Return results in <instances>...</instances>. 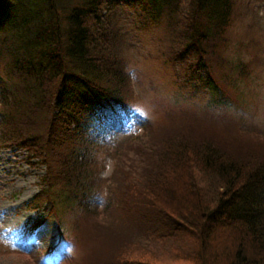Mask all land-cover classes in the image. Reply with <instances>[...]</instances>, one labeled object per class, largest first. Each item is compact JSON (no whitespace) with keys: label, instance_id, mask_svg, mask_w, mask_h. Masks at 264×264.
Here are the masks:
<instances>
[{"label":"trees","instance_id":"1","mask_svg":"<svg viewBox=\"0 0 264 264\" xmlns=\"http://www.w3.org/2000/svg\"><path fill=\"white\" fill-rule=\"evenodd\" d=\"M233 9L234 0H0V60L10 73V79L0 73V137L34 155L48 173L66 152L73 166L68 179L43 182L44 210L50 190L64 196L52 213L43 212L46 219L84 207L94 188L83 180L98 164L106 125L131 113L118 51L123 29L167 44L184 84L215 95L213 68L223 59L218 49ZM152 147L139 151L137 172L120 190L125 210L140 223L138 241L167 246L188 237L193 244L158 264H264V161H243L184 136ZM143 256L144 247L134 264H157Z\"/></svg>","mask_w":264,"mask_h":264},{"label":"rangeland","instance_id":"2","mask_svg":"<svg viewBox=\"0 0 264 264\" xmlns=\"http://www.w3.org/2000/svg\"><path fill=\"white\" fill-rule=\"evenodd\" d=\"M158 27L160 33L167 29L165 23ZM134 29H123L125 39L118 48L131 113L107 123L97 145L98 164L88 168L83 180L91 179L94 188L84 207L59 209L46 219L43 212L52 213L64 196L57 187L50 190L53 199L44 200V210L38 195L43 182L56 185L59 178L62 182L73 175L67 152L48 173L34 155L4 144L0 137V264H116L119 259L121 264H134L143 247L140 261L168 262L191 240L145 246L138 241L137 215L125 210L120 193L124 181L133 180L137 172L132 162L141 161L139 151L184 136L209 141L243 161H264V0H234L226 43L218 49L223 59L217 57L213 68L220 82L215 95L188 88L167 44L151 35H136ZM0 73L10 79L2 59ZM36 218L39 221L33 222ZM57 242L58 251L51 257L48 250ZM148 249L154 250L153 256L145 257Z\"/></svg>","mask_w":264,"mask_h":264},{"label":"clouds","instance_id":"3","mask_svg":"<svg viewBox=\"0 0 264 264\" xmlns=\"http://www.w3.org/2000/svg\"><path fill=\"white\" fill-rule=\"evenodd\" d=\"M4 241H7V240H4ZM68 252H69V253L72 252V248H71V247L68 248Z\"/></svg>","mask_w":264,"mask_h":264}]
</instances>
